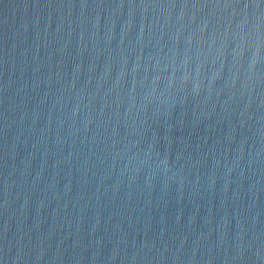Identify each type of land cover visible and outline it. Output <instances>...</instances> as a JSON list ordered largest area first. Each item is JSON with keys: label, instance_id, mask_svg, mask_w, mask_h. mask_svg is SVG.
<instances>
[{"label": "water", "instance_id": "1", "mask_svg": "<svg viewBox=\"0 0 264 264\" xmlns=\"http://www.w3.org/2000/svg\"><path fill=\"white\" fill-rule=\"evenodd\" d=\"M0 264H264V0H0Z\"/></svg>", "mask_w": 264, "mask_h": 264}]
</instances>
